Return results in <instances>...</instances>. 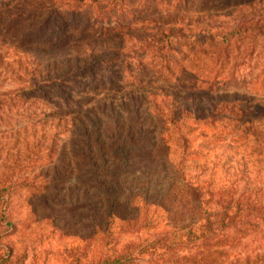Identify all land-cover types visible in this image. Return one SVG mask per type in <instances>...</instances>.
I'll use <instances>...</instances> for the list:
<instances>
[{"label": "rangeland", "instance_id": "rangeland-1", "mask_svg": "<svg viewBox=\"0 0 264 264\" xmlns=\"http://www.w3.org/2000/svg\"><path fill=\"white\" fill-rule=\"evenodd\" d=\"M110 1L0 0V264H264V222L245 215L264 219V0ZM98 5L128 35L89 38ZM174 20L184 37L156 42ZM71 32L92 49L66 100L40 86L47 110L3 114L12 75L73 66ZM178 187L201 208L182 215ZM212 213L228 225L215 238Z\"/></svg>", "mask_w": 264, "mask_h": 264}, {"label": "trees", "instance_id": "trees-1", "mask_svg": "<svg viewBox=\"0 0 264 264\" xmlns=\"http://www.w3.org/2000/svg\"><path fill=\"white\" fill-rule=\"evenodd\" d=\"M109 2H111L110 0H106V2H104L103 4H105V6L109 5ZM99 7L101 5H98ZM101 9V24L103 22V20H105L107 17H109V12H104L102 9V7H100ZM107 10V7L105 8ZM10 11L9 9L6 10V12ZM112 15V13H111ZM113 16V15H112ZM111 16V17H112ZM120 22H123L120 21ZM1 23V22H0ZM158 23V22H157ZM170 23V22H169ZM168 24V23H167ZM166 24V25H167ZM182 24V22H178L176 20H174L171 24V26L175 29V31H170L168 32V34L165 35V24L161 23V25L157 26V32L155 34V37H157V39L155 40L156 42H161L162 39L165 36H169L172 39L176 40L177 42L180 41L184 35H181L183 28L180 26ZM117 25V24H116ZM107 26L104 27V25H100L97 29H94V32L91 33L88 31V33H90V37L93 40L96 39H105V38H109L111 35H117V36H123V35H128L129 33V26L128 24H119L118 26ZM169 27V26H168ZM238 26H234L232 27V29H234L233 31L228 30V32H225L223 34H216L213 35V38L215 39L217 36L219 38L220 42H229L230 40H232L233 38L236 37V31L235 29H237ZM217 28V27H216ZM8 29H6V31H8ZM2 36H8V33H3V31L1 32ZM160 34V35H159ZM11 37L15 39V36L13 34H11ZM145 38H139L138 41L140 43H142L144 41ZM87 38L83 39L81 38L78 33H74L71 32L69 38L66 40V45L65 47L70 48L72 46L76 47V46H82L83 44H85V48H80V49H76L74 51V55L69 58L73 59V66L70 65H66L64 68L60 69V70H56L50 74H48L47 76L49 77L46 83H40L37 84V82L35 81L34 78L31 79H27L25 81H20L19 80V76L16 77L17 75L14 74V76H11V82H12V86L10 88H6L3 89V92L1 93V112L3 114L8 113L9 111H11L12 109L15 108H21L24 112L26 113H31L33 110H36L39 108V110L45 111L47 110V105L50 103V99L49 97H47L48 92L45 91L43 92V94H35V91L40 88V86H47L49 89H52L53 87H57L59 91L58 93V97L61 99L66 100V97H68V80L70 79V77H75L77 75V72L80 73H84L86 67L90 64L91 58L90 55L88 54V52L92 49V46L90 43H86ZM79 42V43H77ZM206 43V42H205ZM75 49V48H74ZM73 49V50H74ZM104 48L98 50L97 52H101L103 51ZM82 51V53L84 54L83 56H80V52ZM112 55L110 57V54H108V58L109 61H113L116 60L117 58H123L124 57V51L123 48L120 47L118 49H115V51H111ZM119 68H121L119 66ZM187 67L180 69L179 74L177 75L176 79L178 81H182L185 82L186 84L184 85L185 87H189V92H194L196 91L195 89L197 88L196 86V79H195V74L196 72L192 73H186ZM123 71V70H122ZM19 75L22 74V72L18 73ZM63 89V90H62ZM123 89V88H120ZM66 97H65V96ZM107 106V105H104ZM109 106H112V103L109 102ZM33 107V108H32ZM61 110H64V108L62 107ZM71 112H74V110H70ZM90 112H93L92 110H90ZM171 201L176 202L177 203H182V205L184 207H186L187 203L189 204L188 207H186V209H183V212L179 211L182 215L186 214L184 212H188L189 210H191L194 204V199L196 201H199V205L195 206L196 210H199V208H201V201L200 198H196V193L194 191V188L191 187H183V188H177L176 190H174V192H172L171 194ZM190 199V202H187L188 199ZM187 200V201H186ZM193 200V203H192ZM175 207L177 208V205H175ZM174 208V207H173ZM172 208V210H173ZM171 210V212H172ZM222 215V216H221ZM247 217H249V219H253L256 221V224L260 223V222H264V219L262 216L256 215L254 216H250L247 213L245 214ZM215 216H221L220 218H216ZM225 219H226V214L225 213H212V218L210 215V218L208 217L206 219V223L204 224V226L202 227V229L204 230V232H210L211 233V237L215 238L216 235H220V233L222 234L228 227L227 224H225ZM202 221L200 220L198 221H191L190 224L191 226L193 225H197V224H201ZM185 227V226H184ZM191 231V230H190ZM206 232V233H207Z\"/></svg>", "mask_w": 264, "mask_h": 264}]
</instances>
